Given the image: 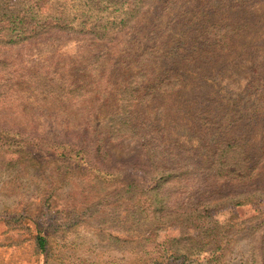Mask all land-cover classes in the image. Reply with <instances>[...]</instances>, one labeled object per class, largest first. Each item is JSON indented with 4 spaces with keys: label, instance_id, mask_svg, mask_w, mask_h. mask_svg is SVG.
Segmentation results:
<instances>
[{
    "label": "rangeland",
    "instance_id": "1",
    "mask_svg": "<svg viewBox=\"0 0 264 264\" xmlns=\"http://www.w3.org/2000/svg\"><path fill=\"white\" fill-rule=\"evenodd\" d=\"M0 264H264V0H0Z\"/></svg>",
    "mask_w": 264,
    "mask_h": 264
},
{
    "label": "trees",
    "instance_id": "2",
    "mask_svg": "<svg viewBox=\"0 0 264 264\" xmlns=\"http://www.w3.org/2000/svg\"><path fill=\"white\" fill-rule=\"evenodd\" d=\"M37 240H38V245H39V248L41 249V251H45V249H46V245H47V240H46V238H45V236H40V235H38L37 236Z\"/></svg>",
    "mask_w": 264,
    "mask_h": 264
}]
</instances>
